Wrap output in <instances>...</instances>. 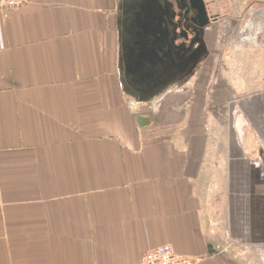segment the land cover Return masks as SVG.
I'll list each match as a JSON object with an SVG mask.
<instances>
[{"label":"crops","instance_id":"0c3cea01","mask_svg":"<svg viewBox=\"0 0 264 264\" xmlns=\"http://www.w3.org/2000/svg\"><path fill=\"white\" fill-rule=\"evenodd\" d=\"M123 1L0 14V264H264V129Z\"/></svg>","mask_w":264,"mask_h":264},{"label":"rangeland","instance_id":"374dc122","mask_svg":"<svg viewBox=\"0 0 264 264\" xmlns=\"http://www.w3.org/2000/svg\"><path fill=\"white\" fill-rule=\"evenodd\" d=\"M206 1L212 23L204 28L201 38L203 41H198L199 43L194 45L195 60L188 75L194 79L197 76H210L217 90L232 98L228 104L238 105L236 127L239 128V134L236 137L233 131L232 137L234 141L241 140L246 143L251 128L254 131L264 129V68H261V61L257 65L255 63L259 54L264 55L260 52L264 49V40L261 42V39H256L255 31L252 29L238 30L237 22L231 18L239 16L236 10L238 5L245 6L248 0ZM117 6L128 14L137 10V6L124 4L123 0H118ZM146 11L154 12L155 5ZM226 12L229 13V18L221 20L220 16ZM144 22L145 20L142 23ZM259 139L264 141L261 137ZM227 241L229 249L233 251L236 244L229 239Z\"/></svg>","mask_w":264,"mask_h":264},{"label":"flooded vegetation","instance_id":"af4514ba","mask_svg":"<svg viewBox=\"0 0 264 264\" xmlns=\"http://www.w3.org/2000/svg\"><path fill=\"white\" fill-rule=\"evenodd\" d=\"M153 1L154 0L145 1L146 9L151 10L155 5L154 12L160 17L161 27L164 31L162 37L159 39L163 44L164 50H175L180 58L182 57V53L192 52L193 59L195 60L194 45L203 41L201 38H203L205 28L201 27L199 23L198 15L201 13L200 4H203L207 15L212 21L207 1L155 0V4H152ZM149 2H151V4H149ZM246 3L247 4L245 6L242 5V7L240 3H237L240 4V7L238 5L236 9L239 16H231V18L235 19L237 22L236 25L238 30L252 29L255 31L256 39H261L262 42L264 40V0H248ZM228 14L229 13L226 12L224 15L220 16V19L229 18ZM170 33L173 34V37L170 36ZM198 50L197 52H199Z\"/></svg>","mask_w":264,"mask_h":264},{"label":"built area","instance_id":"2783aa9c","mask_svg":"<svg viewBox=\"0 0 264 264\" xmlns=\"http://www.w3.org/2000/svg\"><path fill=\"white\" fill-rule=\"evenodd\" d=\"M30 0H0V14H7L26 6ZM141 264H198L188 256L179 254L171 245L149 249Z\"/></svg>","mask_w":264,"mask_h":264},{"label":"water","instance_id":"95a60500","mask_svg":"<svg viewBox=\"0 0 264 264\" xmlns=\"http://www.w3.org/2000/svg\"><path fill=\"white\" fill-rule=\"evenodd\" d=\"M200 10H201V13L198 15L199 21H200L199 23L201 27H204L209 24V17L205 11L203 4H200ZM164 87H166V85H164ZM209 247L210 249L213 248L212 245H210Z\"/></svg>","mask_w":264,"mask_h":264},{"label":"bare ground","instance_id":"6f19581e","mask_svg":"<svg viewBox=\"0 0 264 264\" xmlns=\"http://www.w3.org/2000/svg\"><path fill=\"white\" fill-rule=\"evenodd\" d=\"M209 17V16H208ZM209 24H210V18H209ZM207 26V25H206ZM205 27V26H204Z\"/></svg>","mask_w":264,"mask_h":264}]
</instances>
